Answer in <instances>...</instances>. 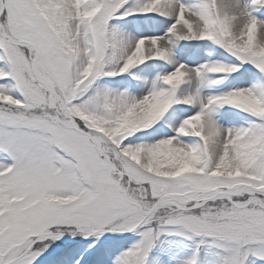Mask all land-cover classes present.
Here are the masks:
<instances>
[{
	"label": "snow or ice",
	"instance_id": "6c2138e0",
	"mask_svg": "<svg viewBox=\"0 0 264 264\" xmlns=\"http://www.w3.org/2000/svg\"><path fill=\"white\" fill-rule=\"evenodd\" d=\"M0 264H264V0H0Z\"/></svg>",
	"mask_w": 264,
	"mask_h": 264
}]
</instances>
